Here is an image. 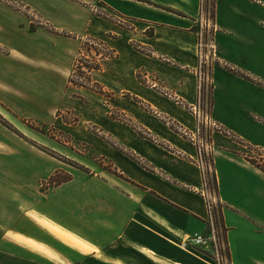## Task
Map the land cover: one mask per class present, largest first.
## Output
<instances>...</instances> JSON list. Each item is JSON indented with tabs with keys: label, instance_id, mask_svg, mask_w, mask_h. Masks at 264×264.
Here are the masks:
<instances>
[{
	"label": "crops",
	"instance_id": "1",
	"mask_svg": "<svg viewBox=\"0 0 264 264\" xmlns=\"http://www.w3.org/2000/svg\"><path fill=\"white\" fill-rule=\"evenodd\" d=\"M263 5L216 0L215 59L264 76ZM99 9L114 18L99 15ZM32 12L59 32L45 26L32 30ZM202 18L201 0H0V106L18 119L54 125L90 144L124 176L72 171V180L43 191L42 179L61 164L0 122V264H211L183 245L190 235L206 231L210 217L194 142L137 107L131 117L148 137L106 114L97 120L100 135L78 131L58 115L80 106L68 85L83 40L92 36L118 53L103 58L94 75L111 96L99 94L139 98L195 130L191 105L200 94V35L194 27ZM212 82V119L264 146V87L215 64ZM84 90L89 89L79 93L89 95ZM237 144L230 134L212 133L230 264H264V172L238 153ZM44 222L93 249L64 240Z\"/></svg>",
	"mask_w": 264,
	"mask_h": 264
},
{
	"label": "rangeland",
	"instance_id": "2",
	"mask_svg": "<svg viewBox=\"0 0 264 264\" xmlns=\"http://www.w3.org/2000/svg\"><path fill=\"white\" fill-rule=\"evenodd\" d=\"M210 1H212V0H210ZM261 1L264 3V0H261ZM97 13L101 16H106L105 14H107L108 12L105 11V9H99V10H97ZM29 16L30 17L32 16V18H33L32 22H31V26L34 25L36 28L39 26H45V28H47L48 30H49V27L52 26L50 24H46L40 18V16L34 14L33 12L30 13ZM211 21H212V23H214L215 20L211 19ZM32 30H34V29H32ZM208 31H209V29H208ZM213 32L215 33V29L211 30L209 32V34L211 35ZM62 34H65L67 36L72 35L69 32H63ZM90 37H92V36H88L83 40L80 51L83 50L84 53L88 54L87 57H88L90 62H94L93 61L94 58L99 60L102 64V68H103V60L104 59L102 57V53L97 54V51L102 52L104 50L100 45L98 46L97 43L94 44L95 42H93V40H91ZM209 40H210V38H209ZM85 42H87L86 45H85ZM205 42H207V40H205ZM210 42H212V41H208V43H210ZM213 42H214V40H213ZM213 42L210 43V46H212V47H213V45H212ZM89 46H90V49H89ZM208 53H209L210 57H212V59L214 60L215 59L214 51H213V56H211L210 51ZM80 55H81V53L78 54L77 61H78V58ZM77 61H76V63H77ZM214 64L215 65H223L225 67V69H227L231 73L238 75V76L246 79L247 81H250V82L255 83V84H259L262 87H264V76L255 75V74H252L248 71H245L246 73H248V75L251 79L250 80V79H247L246 77H243V75H239V74L229 70L228 68H226V65L228 64L226 62L222 63L220 61L219 64H217V63H214ZM83 71L85 72V74H83V73L81 74L79 71L75 72V68H74V70L71 74L70 80H69V85H68L69 94L71 96L73 95L75 97L80 98V99L75 98L77 100V102L80 104V106L77 109V106L75 104L73 106L70 105V107L61 109L58 112V115H61L65 122L67 121V123L69 122L68 124H70L72 126H77L75 128L78 131L90 132L91 134L96 133V134L100 135L103 130L100 127V124L97 120L99 119V116H102L104 114L111 116L113 119L116 120L117 124H119L120 126L127 125L130 128V127H133L134 124L138 125V123H136L134 121V119L131 117L132 112L134 111V109L136 107L139 110H141V112L144 115H147V116L154 118L159 123H161V124L165 123L167 126L170 125L171 127L173 126L172 121L169 120V118L166 117L164 114H162L161 112H158L156 109H154L152 107H151L152 112L151 113L147 112L146 109L143 108L144 106L135 99H132V98H106L103 95L99 94L97 91H95L89 87H84V88L89 89V90H84V92L88 91L89 95L80 94L79 88H82V87L75 86L71 82V80H75L76 82L87 81L88 79L85 77L91 73L88 72L86 65L83 67ZM74 72H75V74H74ZM96 72L97 71H95V72H93V74H91V77H92V80H91L92 82L90 85L91 87L93 86V81H96V79L94 77ZM241 72H243V71H241ZM209 74H210V71H209ZM211 78H212V76H211ZM211 84H213V82H211ZM225 90H226V88L224 87V85H222V90H220V91L222 93H224V92H226ZM212 92H214V87H213ZM260 93H261V98H263L264 94L262 92H260ZM212 102H213V107H212V104H211V107L213 110L214 105H215V98H212ZM212 110L209 112H212ZM0 118H2L6 123H8L9 126L18 130V132L21 133L24 136V138L26 137V139L29 140L31 143L33 142V144L34 143H35V145L37 144L36 146L41 151L45 152L47 155H49L50 157H53V159H55L57 162H59L62 167L57 168L56 171L63 170L61 175H60V178H63L66 175L71 174L72 179H73L72 171H78V172H84V173H92V172L96 173L98 171V172H103L106 174H112V175H116V176L120 177L119 173H115L118 170L114 166V163L110 162L108 159H104L102 157L96 156V154L92 151L90 144H88L86 142H82V141L76 142L70 133L65 132V131H60L54 125L45 126L46 132L43 133L41 131L36 130L35 128L30 127L28 124L23 122V120H24L23 118H19V119L16 118L13 114L9 113L6 109L2 108L1 106H0ZM27 120L34 121L32 119H27ZM34 123H37L38 125H43V124L38 123L36 121H34ZM46 127H48V129ZM220 127L222 130L218 129L219 131H222L226 134H230L231 136H234L235 139H237V141L241 143V144H237L238 153H240L241 155H244L249 160H256V161H260L261 163H264V146L263 145L254 144V143H251L249 141H246L244 138L238 136L237 134H234L233 132L230 133L223 126L220 125ZM39 137H42L41 141H36L37 139L36 140L34 139V138L39 139ZM105 139H106V141L112 142L110 137H108L106 135H105ZM80 166L85 167L87 170L80 168ZM55 172L52 175H54ZM50 177L42 179L41 189L43 191H47V190H50L54 187H57V186H53L52 184L49 183ZM214 197L218 203L217 197L216 196H214ZM216 204H214V205H216ZM206 232H207V229L204 233H206ZM191 238H192V236L190 235L189 236L190 242H191ZM201 250L209 252V251L205 250L204 248H200L199 251H201Z\"/></svg>",
	"mask_w": 264,
	"mask_h": 264
},
{
	"label": "trees",
	"instance_id": "3",
	"mask_svg": "<svg viewBox=\"0 0 264 264\" xmlns=\"http://www.w3.org/2000/svg\"><path fill=\"white\" fill-rule=\"evenodd\" d=\"M201 12H202V17H204V15H208V17H210L211 19L215 20V17H216V0H212V1H210V0H201ZM105 15L106 16H104V17H107V18L108 17H112V18H114V16H111L109 13H107ZM117 20L120 21L121 23H123L122 20H120V19H117ZM124 25H126L127 27L130 26V24H126V23H124ZM31 28L32 29H35L36 27L34 25H32ZM49 30L52 31V32H55V33H58L59 32L54 26H50L49 27ZM194 30L197 31V32H199V35H200V48L202 49V44H203L204 45L203 46L204 51L205 52H209L210 51L211 52V56H213L214 48L212 46H210V43L213 42L215 33L213 32L210 35L208 29H205V31H204V33L202 35L201 28L199 26H195L194 27ZM149 34L153 35L154 34V29H152L151 32H149ZM209 38H210V40H209ZM90 39L93 40V42H95L94 44L97 43L98 46L100 45L103 48L104 51H102V52L97 51V54L102 53V57L103 58H115V57L118 56V53L116 52V50L112 49L107 44V42H105L104 40H100V39L95 38V37H90ZM205 40H207V42H205ZM208 41H212V42L208 43ZM86 43L87 42H85V45H86ZM134 46L137 49L141 50V51H144V52H147V53H151L150 50H148L147 48H145L141 44H134ZM89 49H90V46H89ZM80 53H81V55L79 56L78 61H77L76 65H75V67H74L75 68V72L76 71H79L81 74L82 73L85 74V72L83 71V67L85 65H86V67L88 69V72H90L91 74H93V72H95V71H99V70L102 69V64H101V62L99 60H97V59L94 58V60H93L94 62H90L89 59H88V57H87L88 54L84 53L83 50H81ZM214 63L219 64L220 63V60L219 59H215L214 60ZM226 68H228L229 70H231V71H233V72H235V73H237L239 75H243V77H246L247 79H250L248 73H246L244 71L241 72L240 69L236 68L235 66H232V65L227 64L226 65ZM202 69L205 72L209 69L210 75L211 76L213 75V65H211L210 67H207V65L205 64V65H203ZM75 72H74V74H75ZM91 74H88L85 77V78L88 79L85 82H76L75 80H71V82L75 86H77V87H89V88H91V89L97 91L98 93H101V94H103V95H105L107 97L111 96V93L109 91H107L104 88V86L101 83H99L98 81H93V86L92 87L90 86L91 85V82H92L91 81L92 80ZM213 87H214V84H211V82L210 83H205V85L203 87V93H204V98L203 99L205 101L206 106H208V111H211L212 110V107H213V102H212V98H213V92H212V90H213ZM134 99L137 100L138 102H140L147 111L152 112L151 111V107L148 104H146L144 101H142L139 98H134ZM180 103H181V101H180ZM181 104H184V103H181ZM211 104H212V107H211ZM184 105H187V104H184ZM188 108H189V106H188ZM209 113L211 114V112H209ZM0 121L4 125L8 126L10 129H12L13 131H15L16 133H18L19 135L23 136L21 133L18 132V130H16L13 127L9 126L8 123H6L2 118H0ZM23 122L26 123V124H28L30 127L35 128L38 131H41L43 133L46 132V130H45V126L46 125H38L37 123H34V121H30V120H27V119H24ZM172 123H173L172 124L173 125L172 127L175 130L179 131L180 130L179 129L180 128L179 124H177V123H175L173 121H172ZM133 127L135 129H137L138 132L141 135L148 137V134L150 132L148 130H146L144 127H141V126H139L137 124H134ZM46 128L48 129V127H46ZM103 137L105 138V135ZM211 137H212V134L210 133V136H209V142L210 143H211ZM108 142H110L111 144H113L117 148H120L122 151H124L132 159H134L135 161H137L138 163H140L145 168L151 169L150 166L148 165V163L146 161H144L135 152L129 151V150H125L124 148H122L116 142H113V141L112 142L111 141H108ZM204 156H205V158L208 161H210L211 166H212V170H209L207 173H203V177H204L203 178L204 179V187L207 188V189H209L212 192V194L217 197V200H218V203L216 205H214V207H213V211H212L211 208H209L210 209V213L213 212V214L215 216V224H216V226H217V228L219 230H222V232H223V239H224L225 243L227 244L228 243V239H227V230H228V228L226 227L225 221H224V205L221 202V199L219 197V182H218L217 172L215 170V160H214V156H213V154H210L208 156V155H206V153H204ZM250 161L253 164H255L257 167H259L264 172V163H261L260 161H256V160H250ZM80 168H83L84 170H87L83 166H80ZM62 171L63 170L56 171L55 174L50 177L49 183L52 184L53 186H58V185H61L64 182L70 181L72 179L71 174H68V175H66L63 178H60V175H61ZM115 173H119V172L116 171ZM119 175L121 177H124L123 174H120L119 173ZM207 225L208 226H207V232L206 233H208L210 231V228H211V224H210V221L209 220L207 221ZM227 252H228V256L230 258L231 253H230V250L228 248V244H227Z\"/></svg>",
	"mask_w": 264,
	"mask_h": 264
},
{
	"label": "built area",
	"instance_id": "4",
	"mask_svg": "<svg viewBox=\"0 0 264 264\" xmlns=\"http://www.w3.org/2000/svg\"><path fill=\"white\" fill-rule=\"evenodd\" d=\"M198 26L201 28L202 35L205 29H209V32L213 29H217L216 25L212 23L211 18L208 17V15H204ZM203 46L204 45L202 44V49L200 48V66L198 68V73L200 76L199 99L196 104L191 105V108L197 115L198 124L195 130H189L182 126H180L179 129L181 130L183 135H185V137L190 139L198 146V163L202 167L203 173H207L209 170H212L210 161H208L204 156V153H206V155L208 156L212 154L211 143L209 142L210 133L212 134L214 130L222 129L220 125L212 119L211 114L208 111V106H206L203 99V87L205 83L212 82V78L209 74V69L205 72L203 71L202 67L205 64L207 65V67L214 65L215 60L210 57L208 52L204 51ZM201 192L208 199L209 208H211L213 211L214 204H216L217 201L212 192L205 187ZM209 221L211 224V228L208 233L195 234L194 236H192L191 242L190 240L185 241L183 245L196 250L204 248L205 250L209 251L206 252L201 250L200 252L205 255L204 258H206L211 264H230V258L227 252V244L223 239L222 230H219L215 224V216L213 212L210 213Z\"/></svg>",
	"mask_w": 264,
	"mask_h": 264
},
{
	"label": "bare ground",
	"instance_id": "5",
	"mask_svg": "<svg viewBox=\"0 0 264 264\" xmlns=\"http://www.w3.org/2000/svg\"><path fill=\"white\" fill-rule=\"evenodd\" d=\"M47 226H49V228H51L59 237L63 238L64 240L68 241V242H71L73 244H76V245H79L87 250H92L93 248L91 246H88L87 244H85L84 242L82 241H79L77 238H75L74 236H72L71 234L69 233H66V232H63L62 230L44 222ZM36 245V244H35ZM41 249L44 250L43 247H40Z\"/></svg>",
	"mask_w": 264,
	"mask_h": 264
}]
</instances>
